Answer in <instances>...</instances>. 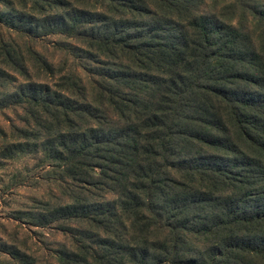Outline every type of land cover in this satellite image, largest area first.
Segmentation results:
<instances>
[{
	"label": "trees",
	"instance_id": "16d2710c",
	"mask_svg": "<svg viewBox=\"0 0 264 264\" xmlns=\"http://www.w3.org/2000/svg\"><path fill=\"white\" fill-rule=\"evenodd\" d=\"M0 3L74 63L1 46L0 166L39 157L54 183L17 217L65 237L50 264H264V0Z\"/></svg>",
	"mask_w": 264,
	"mask_h": 264
},
{
	"label": "rangeland",
	"instance_id": "374dc122",
	"mask_svg": "<svg viewBox=\"0 0 264 264\" xmlns=\"http://www.w3.org/2000/svg\"><path fill=\"white\" fill-rule=\"evenodd\" d=\"M4 6L0 3V12ZM19 45L25 52V48L32 46L46 56L56 65H62L66 57L56 51V44L60 42L57 36L43 38L38 42L19 37L14 31L8 30L0 23V60L2 59L1 46L3 42ZM70 60L64 63V67L73 66ZM30 65V73L35 78V69ZM61 69V68H60ZM81 73V72H80ZM19 82L21 76L16 75ZM41 81L46 79L41 77ZM16 116L11 111H0V144L11 141L13 137L12 126L17 122ZM0 166V243L14 245L29 255H32L37 264L54 263L52 250L66 239L54 229H40L17 217L22 212L35 208L40 201L49 199L54 183L48 181L45 167L42 166L39 157L27 155L21 159L3 160ZM9 256L0 251V264H8Z\"/></svg>",
	"mask_w": 264,
	"mask_h": 264
}]
</instances>
